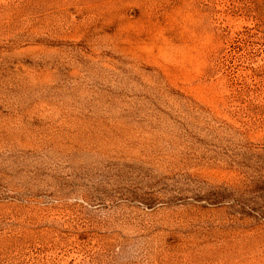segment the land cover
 <instances>
[{"label":"rangeland","instance_id":"374dc122","mask_svg":"<svg viewBox=\"0 0 264 264\" xmlns=\"http://www.w3.org/2000/svg\"><path fill=\"white\" fill-rule=\"evenodd\" d=\"M0 264H264V0H0Z\"/></svg>","mask_w":264,"mask_h":264}]
</instances>
